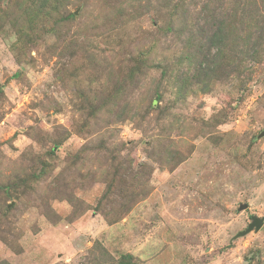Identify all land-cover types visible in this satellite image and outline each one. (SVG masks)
<instances>
[{
  "label": "rangeland",
  "instance_id": "374dc122",
  "mask_svg": "<svg viewBox=\"0 0 264 264\" xmlns=\"http://www.w3.org/2000/svg\"><path fill=\"white\" fill-rule=\"evenodd\" d=\"M0 264H264V0H0Z\"/></svg>",
  "mask_w": 264,
  "mask_h": 264
},
{
  "label": "water",
  "instance_id": "95a60500",
  "mask_svg": "<svg viewBox=\"0 0 264 264\" xmlns=\"http://www.w3.org/2000/svg\"><path fill=\"white\" fill-rule=\"evenodd\" d=\"M242 209H245V207H242ZM263 221L259 219H253L250 225L248 226L247 230L245 233L251 232L253 229L258 231L262 227ZM244 233V234H245Z\"/></svg>",
  "mask_w": 264,
  "mask_h": 264
}]
</instances>
